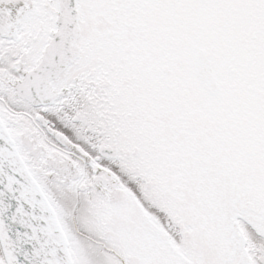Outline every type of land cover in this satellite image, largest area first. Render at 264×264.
<instances>
[{
    "label": "snow or ice",
    "instance_id": "snow-or-ice-1",
    "mask_svg": "<svg viewBox=\"0 0 264 264\" xmlns=\"http://www.w3.org/2000/svg\"><path fill=\"white\" fill-rule=\"evenodd\" d=\"M0 264H264V0H0Z\"/></svg>",
    "mask_w": 264,
    "mask_h": 264
}]
</instances>
